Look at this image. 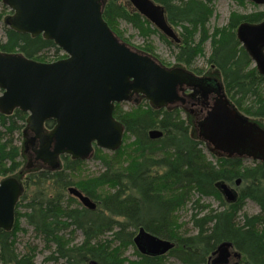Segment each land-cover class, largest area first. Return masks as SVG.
<instances>
[{"label":"trees","instance_id":"1","mask_svg":"<svg viewBox=\"0 0 264 264\" xmlns=\"http://www.w3.org/2000/svg\"><path fill=\"white\" fill-rule=\"evenodd\" d=\"M154 1L166 10L167 21L174 30L179 29L178 42L160 32L127 0H105L103 16L124 41L125 33L119 28L122 21L134 27L145 40L159 36L172 49L176 62L198 79L205 76L192 67L210 42L212 53L207 62L221 74V89L230 102L239 114L264 119V74L253 66L252 54L239 38L242 26L263 23L264 10L250 15L232 13L226 26L211 31L209 23L216 0ZM235 1L240 5L247 3ZM5 11L10 9L6 6ZM4 14H0L5 31L4 41L0 40L1 52L20 53L43 63L66 57L51 40L13 31L8 19L3 21ZM142 52L157 59L149 43ZM131 104L130 110H125L124 104H116L114 118L124 125L125 139L132 137L136 142L135 161L127 170H121L112 159L95 156L104 171L90 182L91 187L79 188L95 201L96 211L77 206V200L68 193L74 186L72 175L82 161H73L65 155L60 168L53 171L42 168L25 175L22 146L16 144V138L25 136L29 114L20 109L7 115L0 113V183L14 174L18 175L16 178L25 175L15 210V227L11 232L0 229V264H35L37 245L28 244L23 254L17 251L18 235L25 231L22 219L51 252L45 259L51 264H88L91 260L99 264H125L124 254L129 248L135 249L138 264H166L168 257L182 264H208L220 244L229 242L242 254L239 264H264V162L213 152L206 142L192 135L188 118L182 114L186 112L180 106L157 110L146 100ZM55 124L51 120L46 126L51 130ZM153 130H161L163 136L152 140L149 133ZM203 144L216 162L207 158L201 148ZM238 180L241 186L236 189L235 202L224 201L223 183L236 185ZM196 196L200 200L213 198L220 209L200 206L191 219L196 233L188 235L175 227V213L192 202L197 206ZM248 200L258 205L259 214H243ZM142 227L156 237L176 243L175 249L154 259L142 256L134 243ZM78 230L84 241L77 244L74 235ZM110 233L111 238L106 239Z\"/></svg>","mask_w":264,"mask_h":264},{"label":"water","instance_id":"2","mask_svg":"<svg viewBox=\"0 0 264 264\" xmlns=\"http://www.w3.org/2000/svg\"><path fill=\"white\" fill-rule=\"evenodd\" d=\"M160 32L178 41L177 32L167 21L166 10L153 0H128ZM258 5L264 0H252ZM13 15L9 28L33 38L53 41L65 53L58 62L43 63L25 58L20 53L0 51V113L20 109L28 113L26 133L34 135L40 148L37 160L48 170L60 168L61 158L85 162L94 156L95 147L116 152L124 141V125L114 118L115 105L146 100L155 109H169L182 100L179 92L187 81L193 87L219 88L216 80L196 78L183 69L166 68L157 59L122 41L104 19L105 0H3ZM239 38L264 66L259 46L264 43V24L242 26ZM211 82V83H210ZM210 84V86H206ZM211 90V89H210ZM55 127L46 130V122ZM198 138L212 151L228 157H243L264 162V129L243 120L226 95L214 103L198 124ZM163 136L161 130L150 131L152 140ZM241 180L237 181L240 185ZM230 202L235 192L221 187ZM22 184L10 177L0 183V229L13 231L16 207ZM69 195L78 198L84 208L96 211L97 205L78 188L70 187ZM139 253L162 257L175 249L176 243L150 234L144 227L134 237ZM242 258L234 245L222 243L212 253V264H227L230 257ZM88 264H99L91 260Z\"/></svg>","mask_w":264,"mask_h":264},{"label":"rangeland","instance_id":"3","mask_svg":"<svg viewBox=\"0 0 264 264\" xmlns=\"http://www.w3.org/2000/svg\"><path fill=\"white\" fill-rule=\"evenodd\" d=\"M5 7L6 6L4 5L3 0H0V14L5 13L3 21L5 18L9 19L10 16H12V14L10 13L11 11H5ZM214 8H215V13H214V16L212 17V20L209 23V29H211V31H213L215 28L226 26L229 22V19H230L229 17L232 13H239V14L242 13L245 15H250L251 13L261 12L264 10V7H262V6L257 7V6H253L252 4L240 5L235 0H216ZM120 23H121V25L119 28H120V30H123V33H125L124 36H125V39L127 42L122 40L118 36V34H117V36L122 41H124L126 44H128L132 48H135L136 50L142 52V48L145 46V44L149 43L150 46L154 50V54L157 57V60H159L161 64L166 65V67H168V68H183V69H185V66L176 62L174 54L172 53V49H170L167 45H165V43L160 40L159 36L155 35L153 37H150V39L145 40L142 38L140 33H138V31L134 27H132L130 24L125 23L124 21H122ZM3 27H4V24L1 23L0 24V40H2V41H4V37H5V31H4ZM178 31H179V29H178ZM178 31L176 29V32H178ZM203 51H204L203 55L199 56V58L195 61L196 63L193 65L192 69H194V71H196V72L201 71V73L204 74V76L215 77L221 83L222 82L221 74L215 68L209 66L208 62H207V59L210 57V55L212 53L210 42L205 45ZM142 53H144V52H142ZM2 94H3L2 91H0V96H2ZM230 104H232V106L235 107V104H233L232 102H230ZM131 105H132L131 103H125L123 107L125 110H130ZM182 114H183V117H185L186 119L188 118L187 120L190 124L192 135L197 137L198 131H197V128L192 123V117L189 114H184V113H182ZM240 116L242 117L243 120H248V121H250L254 124H258L259 126L264 128V119L252 118L250 116H247L246 114L241 115V113H240ZM16 139H17L16 144L18 146H22V150H21L22 159H21V161L23 162L22 167H23V171L25 172V175H26L27 171L31 172L32 170L33 171L42 170V169H38L36 167L28 168L30 158L28 155H26L27 154L26 151L28 149V145H27L28 135H27V133L25 134V136L23 134H21V136L17 135ZM123 141H124V143H123L122 147L117 151V154H115L116 152L103 151L99 148L98 149L101 151H98L95 147L94 156L90 160L83 162L77 168L75 173L72 175L74 177V179H73L74 180V186L73 187H76L78 189L81 186H83L84 188L91 187L90 182L92 180H94L96 178V176H98V174H100L101 172L104 171L103 164H101V162L98 159L95 160L94 159L95 156L101 157L103 159H112L113 162L116 164L117 169L119 168L121 170H127L128 167L135 161L134 157H135V153H136V147L134 144L136 142L134 141V138L128 137V136L126 139L124 136ZM201 148H203L207 158L210 161H212L213 163L216 162V159L213 157L209 148H207L205 144H203V146ZM17 176H18L17 174H14L13 176H10V177L16 178ZM23 177L21 176V177L17 178L20 181V183L22 182ZM223 184H228V186L235 192V195L237 196L238 190H236V189H237V187L241 186V183H240V185H237V184L232 185L228 182L223 183ZM108 191H110L109 188H108ZM98 192H99V190H98ZM223 197H224V201L230 202L226 199V196L224 193H223ZM197 198H198V196H196L194 198V202L198 201V203H199V204H197V206L194 205V203L192 202L190 204H187L186 206H184V208L178 210L175 213L176 214L175 215V223H174L175 227H177V230H179V231L183 229V231H185L186 234H188V235H193L196 233L195 228L193 227L194 225L191 223V219H192V216L195 214V212H197V209L200 208V206H204V207L208 206L209 208H207V209H209V210L220 209L219 202L215 201L213 198L205 197V198H202L201 200L197 199ZM75 200H77V202L75 203L77 206H79V207L82 206V203L79 201L78 198H75ZM76 205H75V208H76ZM22 210L25 211L23 207H22ZM260 211L261 210L256 203H254L251 200H248L245 204L244 209H243V214L257 215L260 213ZM21 227L25 231L19 233L18 238H17V242H16L17 245L16 246H17L18 253L23 254L25 252V248L28 244H32L34 246L37 245L38 246V256L36 258L35 264H51V263L45 262L46 257H48L51 254V252L47 248H45V244L42 242V240L40 238H38L36 236L35 232H33L32 228H30V226L25 221V219L21 220ZM111 236H112V233L107 234L105 237H106V239H110ZM74 238H75V243H77V244L82 243L84 241L83 240V234L79 230L74 235ZM124 259L127 260V262L125 264H138L137 262L140 261L139 257L136 254L135 249H133V248H129L125 252ZM234 260L235 261L233 262V264H239L240 263L239 259L234 258ZM166 264H182V263L180 261H178L177 259L168 257L166 259Z\"/></svg>","mask_w":264,"mask_h":264},{"label":"flooded vegetation","instance_id":"4","mask_svg":"<svg viewBox=\"0 0 264 264\" xmlns=\"http://www.w3.org/2000/svg\"><path fill=\"white\" fill-rule=\"evenodd\" d=\"M246 2H247L246 5L252 4L253 6H257V7H261V6L264 7V4L258 5L255 2H253L252 0H246ZM262 24H264V21H263ZM262 24L261 25L260 24L259 25H255V24L249 25L248 24L246 26H248V27H251V26L260 27V26H262ZM172 28H173V26H172ZM173 30H174V28H173ZM239 31L241 32V30H239ZM177 35H178V32H177ZM239 35H240V33H239ZM172 41H174V40H172ZM178 41H179V38H178ZM242 43L244 44L243 41H242ZM257 49H259V54L264 59V43H263L262 46H259ZM252 60H253V63H254L253 66L256 67L258 70H260L261 72H263V74H264V66L261 65V62H259V60L257 59L256 56H254V54H252ZM180 69H183V68H180ZM183 70L186 71V73L191 72L190 70H188L186 68L183 69ZM205 78H208L210 81L211 80H216L219 83V88H218L217 92L213 91L214 87L209 88L210 92L208 93L209 95L206 98V95H207L206 93H207L208 89L205 90V89H203L201 87L200 88L193 87L187 81L186 83L182 84V86H181L182 88H181V90L179 92V95H181L182 100H180L178 103L174 104L177 107L180 106L181 108H183L185 110L186 114H189L192 117V123L197 128L198 132H199L198 124L200 122H202V120H204V118L206 117L207 113L209 111H211L212 106H214V103L221 98V95H226V97H227V94L225 93V91L223 89H221L222 87H221L220 82L215 77H207V76H205ZM206 86H210V84H206ZM222 86H223V84H222ZM227 99L229 100L228 97H227ZM46 125H47V123H46ZM262 129H264V128H262ZM46 130L49 131L50 129H48L47 126H46ZM27 135H28V142H27L28 149L26 151V153H27L26 155H28L29 158H30V160H29L30 162H29L28 168L36 167L38 169H42V168L43 169H49L48 166L44 163L43 160L42 161L41 160H37L36 151L39 150V148H40L39 141L34 139V135L31 132H30V134H27ZM220 156L228 157L226 154L225 155L224 154H220ZM61 160H62V158H61ZM149 258H152V257H149ZM154 258H156V257H154ZM210 258H211V256L208 259V264H212V262H213V260L212 259L210 260ZM234 258L235 257L232 255L230 257V259H229L227 264H233V262L235 261Z\"/></svg>","mask_w":264,"mask_h":264}]
</instances>
